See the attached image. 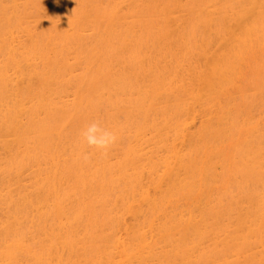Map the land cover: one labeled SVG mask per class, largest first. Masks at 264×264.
<instances>
[{
	"label": "bare ground",
	"instance_id": "6f19581e",
	"mask_svg": "<svg viewBox=\"0 0 264 264\" xmlns=\"http://www.w3.org/2000/svg\"><path fill=\"white\" fill-rule=\"evenodd\" d=\"M263 45L264 0H0V264H264Z\"/></svg>",
	"mask_w": 264,
	"mask_h": 264
},
{
	"label": "rangeland",
	"instance_id": "374dc122",
	"mask_svg": "<svg viewBox=\"0 0 264 264\" xmlns=\"http://www.w3.org/2000/svg\"><path fill=\"white\" fill-rule=\"evenodd\" d=\"M61 6H62V7H61ZM60 7H61V8H59V10L61 11L62 9L64 10V7H66V6H63V4H62V5L60 4ZM54 9H55V8H54ZM66 9L68 10V6H67ZM66 9H65V11L68 12ZM59 10L57 9V11H59ZM63 10H62L60 13L65 12V11H63ZM55 11H56V9H55ZM57 11H56L55 13H57ZM195 15H196V13H193V15L190 14L189 17L192 16V17H194V19H195V17L198 16V15H196V16H195ZM195 20H196V19H195ZM197 20H198V18H197ZM197 20H196V21H197ZM231 23H232V22H231ZM197 24H198V23H197ZM195 25H196V24H195ZM200 25H201V27L199 28L200 30H199V29H197V30H199V31L201 32V28H203L202 24H198L197 26H200ZM196 28H198V27H196ZM203 31H204V30H202L201 35L203 34ZM256 51H257V50H256ZM261 51H262V52H261ZM254 52H255V51H254ZM261 54H262V55H261ZM248 55H249V54H248ZM248 55H245V56H247L248 60H247V58H245V56H244V59L247 60V61H244V65H243V73H244V74L242 73L241 78H240V81H239L238 84H237V87L233 88L232 90L237 91L238 89L240 90V89L242 88V89H244V91H248V92L251 91V92H252V91L254 90L253 93H255V92L257 93L258 91H260V89H263V91H261V92H264V80L262 79V78H264V75H263V73H264V72H263V71H264V66H262V64L264 63V60L262 59V58L264 57V45L262 46V48H259V52L257 51V52H255V53L249 55V56H248ZM253 55H254V56H253ZM251 56H252V57H251ZM261 56H263V57L261 58ZM249 57H250V58H249ZM251 58H253V59H251ZM254 59H255V60H254ZM257 59H258V61H256ZM260 61H262V62H260ZM249 62H250L251 65L249 64ZM257 62H259V63H257ZM247 63H248V64H247ZM253 63H255V64H253ZM245 64H246L247 68L245 67ZM260 64H261V65H260ZM252 65H253V66H252ZM263 65H264V64H263ZM184 66H185V65H184ZM249 66H250V67H249ZM251 66L253 67L252 69H251ZM185 67H187V66H185ZM244 67H245L246 69H245ZM254 67H255V68H254ZM183 68H184V67H183ZM257 68H259V69H257ZM244 69H245V71H244ZM250 69L252 70V72H251ZM183 70H184V71H183ZM183 70L181 69V72L183 71V72L185 73V69H183ZM186 70H187V69H186ZM257 70H258V71H257ZM187 71H188V70H187ZM187 71H186V74H187ZM181 72H180V73H181ZM254 72H256V73H254ZM257 72H258V73H257ZM262 72H263V73H262ZM247 73H248V74H247ZM259 73H261V76H260ZM182 74H183V73H182ZM249 74H250V75H249ZM252 74H253V78L251 77ZM256 75H257V76H256ZM262 75H263V76H262ZM242 76H243L244 78H243ZM248 76H250V78L246 80V78H248ZM254 76H255V77H254ZM259 76L262 77V78L259 79ZM242 78H243V79H242ZM250 79H251V80H250ZM252 79H254L253 81H255L256 83L253 82ZM255 79H257V80H255ZM258 79H259V80H258ZM245 80H246L247 83L244 84V81H245ZM248 80H250V81H248ZM262 80H263V81H262ZM258 81H260V83H258ZM250 82H252V83H254V84L250 85V84H251ZM240 84H244V87H243V85L241 86ZM248 84H249L251 87H250V86H246V85H248ZM259 84H260V85H259ZM256 86H257V87L259 86V87L256 88ZM262 86H263V88H262ZM248 87H249V88H248ZM254 87H255V88H254ZM242 89H241L240 91H243ZM245 89H247V90H245ZM250 89H251V90H250ZM239 90H238V91H239ZM256 90H257V91H256ZM251 92H250V93H251ZM214 106H215V108H214ZM213 109H214V110H213ZM216 109H217V105H211V108H209V112H210V110H211L212 117L217 116L218 113L215 112V111H217ZM215 113H217V114H215ZM209 114H210V113H209ZM209 116H211V115H209ZM197 117H198V115H197ZM197 117L195 118L196 120H197L198 118H200V117H198V118H197ZM202 117H203V116H202ZM203 118H204V117H203ZM195 119H194L193 122L196 121ZM200 119H201V118H200ZM200 119H198L199 126L202 125V124H203V125L200 126V127L197 126L198 124L194 126V124L197 123V121H196V123L191 124V125H192V129L190 128L191 131H194L195 127H197V129L199 128V130H200L201 127H203V126L205 125V124H204V123H205V118H204V119H201V120H200ZM257 119H258L259 121H258ZM261 119H262V118H260V117H256L254 121H255V122H261V121H262ZM256 120H257V121H256ZM199 121H200V122H199ZM203 122H204V123H203ZM200 123H201V124H200ZM253 123H254V122H253ZM260 124H261V123H260ZM193 126H194V127H193ZM247 128H248V127H247ZM197 129H196V130H197ZM196 130H195V131H196ZM244 131H245V129H244ZM246 131H247V130H246ZM230 139H231V140H234V141H231V140H229V138H228V139H226V140L229 141V142H227V141L222 142V143L219 142L220 145L217 143V145H218L220 148H219L218 146H215V144H214V146H213L212 144H210L211 146L208 144L210 147H208V145H205V148H206V146H207V147L210 149V150H208V148H206L207 151H208L209 153H208V152L206 151V149H205V154H206V153L208 154V156H207V154L205 155L206 160H207L208 157H210V155H211L210 152H211L212 150H217V149H219V150H217V151H219V152H223V153H224V151H227V153L225 152L224 154H225V155L227 154L226 156H228V158H230L231 155L233 154V151H234V149H235V146L237 147V145H238V138H230ZM235 139H236L237 141H236ZM224 140H225V139H224ZM235 141H236L237 144L234 145ZM225 143H226V144H225ZM223 145H224V147H223ZM227 146H228V148H227ZM212 147H213V148H212ZM221 147H222V148H221ZM229 147H230V148H229ZM232 147H233V148H232ZM228 149L231 150V151H229ZM214 152H215V151H214ZM229 152H230V153L232 152V154H230ZM202 180H204V181L201 182ZM201 181H200V185L198 186V187H199V190L196 189V188H198V187H196L195 189H193V190H196V191L198 190L197 193H196V191H195V192L193 191V193H195V194H192V193L190 192L191 190H189V191H187V192L185 191V192L187 193V195H186V193L184 192L185 195L182 194L181 196H179L178 198H176V201H177V202L175 201V202H176V203H175V202L173 201L174 204H173L172 201H171L170 204H171L172 206H171V205H170V206H171V207H174V205L176 204V205H175V208L177 207V209H178V208L181 209V208H180V204H181V206L184 205L185 208H186V207H187V208L189 207V209H190V207H192V208H197V207H199V206L202 204L201 202H209V201H211V199H212L214 193L217 191L216 189H218V190L220 189V190H222V191L225 190L224 192H226V191L228 190V187H229V184L227 183L228 181H225V182H223V183L221 182V183H219V184L216 183L217 186H215V183H214V182H211V181H210V182L212 183V185H211V183H210L209 181L205 180L204 177L201 178ZM205 182H206V184H207V187H206ZM213 183H214V184H213ZM226 183H227V184H226ZM208 184H210V186H209ZM222 184H223V186H222ZM218 185H220V186H218ZM225 185H226V188L224 187ZM200 186H202L203 190H200V189H202ZM204 186H205V187H204ZM211 186H212V187H211ZM210 187H211V188H210ZM213 187H214V188H213ZM218 187H219V188H218ZM220 187H221V188H220ZM222 187H223V188H222ZM207 188H208V190H207ZM215 188H216V189H215ZM224 188H225V189H224ZM213 189H214V190H213ZM204 190H205L206 192H205ZM210 190H211V191H210ZM203 191H204V193H203ZM207 191H208V192H207ZM214 191H215V192H214ZM198 192H199V193H198ZM213 192H214V193H213ZM188 193H189L190 195L193 196V199L191 198L192 196H190ZM205 193H207V194H205ZM208 193H209V194H208ZM196 194H197V195H196ZM194 195H196V196H194ZM200 195H201V197H199ZM205 195H207L210 199H209L208 197H207L208 199L205 198V197H206ZM182 196H183V197H182ZM188 196H189V197H188ZM202 196H203V199H202ZM204 196H205V197H204ZM183 198H184V199H183ZM185 198H186V199H185ZM194 198H196V200H195ZM199 198H200V199H199ZM204 198H205V200H207V201H205ZM181 199H182V201H181ZM179 200H180V201H179ZM183 200H184V201H183ZM187 200H189V202H187ZM202 200H204V201H202ZM194 201H196V203H195ZM193 202H194L195 205H192ZM197 203H198V204H197ZM194 206H195V207H194ZM183 208H184V207H183ZM192 208H191V209H192ZM128 215H129V216H128ZM128 215H126V218H127V217H128L129 219L132 218V216H130V214H128ZM129 219H128V220H129ZM131 220H132V219H131Z\"/></svg>",
	"mask_w": 264,
	"mask_h": 264
},
{
	"label": "clouds",
	"instance_id": "9594fccd",
	"mask_svg": "<svg viewBox=\"0 0 264 264\" xmlns=\"http://www.w3.org/2000/svg\"><path fill=\"white\" fill-rule=\"evenodd\" d=\"M82 135L90 148L99 151L102 155H106L110 147L115 143V134L102 126L99 122H92L87 125ZM90 153L83 154L85 161L89 160Z\"/></svg>",
	"mask_w": 264,
	"mask_h": 264
}]
</instances>
